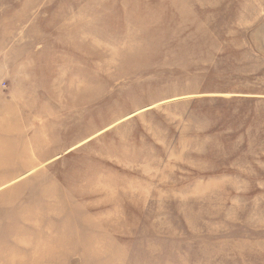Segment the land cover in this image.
<instances>
[{"label":"rangeland","instance_id":"1","mask_svg":"<svg viewBox=\"0 0 264 264\" xmlns=\"http://www.w3.org/2000/svg\"><path fill=\"white\" fill-rule=\"evenodd\" d=\"M0 264H264V0H0Z\"/></svg>","mask_w":264,"mask_h":264},{"label":"bare ground","instance_id":"2","mask_svg":"<svg viewBox=\"0 0 264 264\" xmlns=\"http://www.w3.org/2000/svg\"><path fill=\"white\" fill-rule=\"evenodd\" d=\"M77 84V83H76ZM25 162H27V161H25ZM29 164V163H28ZM15 261V260H14ZM17 261V260H16Z\"/></svg>","mask_w":264,"mask_h":264}]
</instances>
